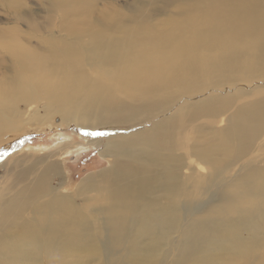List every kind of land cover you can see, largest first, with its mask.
<instances>
[{
	"label": "bare ground",
	"instance_id": "1",
	"mask_svg": "<svg viewBox=\"0 0 264 264\" xmlns=\"http://www.w3.org/2000/svg\"><path fill=\"white\" fill-rule=\"evenodd\" d=\"M101 1L0 0V131L38 100L112 130L81 205L54 152L18 157L0 264H264V0Z\"/></svg>",
	"mask_w": 264,
	"mask_h": 264
},
{
	"label": "rangeland",
	"instance_id": "2",
	"mask_svg": "<svg viewBox=\"0 0 264 264\" xmlns=\"http://www.w3.org/2000/svg\"><path fill=\"white\" fill-rule=\"evenodd\" d=\"M20 1L25 6L29 5L30 10L32 9L34 14L36 13L39 16L45 15V8L49 3V0ZM143 4V0H104L97 5L100 7L117 6L122 11L130 13L138 10ZM5 16L6 12L0 8V19L6 20ZM3 20H0V24L5 25L1 22ZM31 105L19 103V106L16 107V114L12 110L7 111L8 114H12L14 120L18 117L25 119L15 129L0 131V197L6 194L7 191L5 192L4 189L12 181V176H7L10 167L13 166L17 171L23 169V167L14 164L21 160L18 157H32L34 154L38 155L44 154L46 151H52L55 153L52 158L57 160L61 166V181H63L62 186L65 188V192L73 197L76 196L81 205L80 196L76 193L78 185L89 176L108 168L110 165L108 160L101 154L102 148L107 146L103 141H100V138L108 136L112 130L96 132L86 128H76L75 125H69L67 122L61 124L60 115L52 114L51 109L48 110L41 103V100ZM33 116H40V118L34 119ZM44 147H47L46 151L43 150ZM67 149L68 152L65 153ZM108 157L111 158L110 155ZM26 160L31 159L23 161ZM61 181L55 180L58 185Z\"/></svg>",
	"mask_w": 264,
	"mask_h": 264
},
{
	"label": "snow or ice",
	"instance_id": "3",
	"mask_svg": "<svg viewBox=\"0 0 264 264\" xmlns=\"http://www.w3.org/2000/svg\"><path fill=\"white\" fill-rule=\"evenodd\" d=\"M97 134H102V133H97Z\"/></svg>",
	"mask_w": 264,
	"mask_h": 264
}]
</instances>
